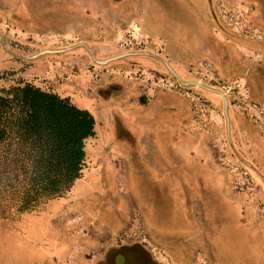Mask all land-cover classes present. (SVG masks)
<instances>
[{
    "label": "rangeland",
    "instance_id": "obj_1",
    "mask_svg": "<svg viewBox=\"0 0 264 264\" xmlns=\"http://www.w3.org/2000/svg\"><path fill=\"white\" fill-rule=\"evenodd\" d=\"M132 23L150 37L147 49L120 47ZM127 52L138 53L118 57ZM25 82L79 106L86 99L103 131L118 114L115 104L140 108L139 101L158 110L159 101L173 99L183 107V118L164 120L175 123L186 141L196 134L204 138L210 153L203 161L210 162L218 182L193 187L194 160L181 161V174L188 177L187 186L182 179V194L195 207L192 215L165 183L155 134L161 118L148 116L136 125L139 135L128 134L122 121L115 131L113 124V148L106 142L104 153L87 152L81 176L102 167L106 192L89 194L90 203L76 191V182L63 196L24 213L0 200V225L20 233L24 215L61 200L54 208L56 243H63L61 249L65 244L68 253L57 264H131L123 259L130 251L105 259L133 248L149 255L152 264H264V0H0V89ZM124 86L128 92L121 95ZM98 138L86 147L101 146ZM140 141L148 148L141 150ZM155 162L162 163L159 180ZM160 199L168 203V246L180 242L185 258L150 232L145 207L153 212ZM190 230L195 235L184 237ZM6 241L0 234V254ZM9 258L0 256V264H15Z\"/></svg>",
    "mask_w": 264,
    "mask_h": 264
},
{
    "label": "trees",
    "instance_id": "obj_2",
    "mask_svg": "<svg viewBox=\"0 0 264 264\" xmlns=\"http://www.w3.org/2000/svg\"><path fill=\"white\" fill-rule=\"evenodd\" d=\"M95 118L29 82L0 89V200L19 213L63 196L81 177Z\"/></svg>",
    "mask_w": 264,
    "mask_h": 264
},
{
    "label": "flooded vegetation",
    "instance_id": "obj_3",
    "mask_svg": "<svg viewBox=\"0 0 264 264\" xmlns=\"http://www.w3.org/2000/svg\"><path fill=\"white\" fill-rule=\"evenodd\" d=\"M262 8H263V6H262ZM150 43H151V41H150ZM119 91H120L121 95L128 92L127 88L125 86L120 88ZM63 98H69V97H63ZM81 102L83 105L89 104V102L86 99H82ZM135 104L140 106V108H132V106L129 107L128 104H127L128 106H126V105H124L123 102L115 104V106H116L115 108H116L118 114H115L114 116H112V119H111V121L114 124V131H115V129L120 127V123L123 121V123L126 126V127H124V130H126L125 128H127L129 130L127 132L128 134H131L133 132L134 134L139 135V132H138L136 127L138 125H141V123H144L148 116L158 115V117L161 118V120L158 122V123H160V127H158L159 129L157 131H155V134L157 136L159 135L158 136L159 142L157 143V146L160 147V154L162 153L164 155V157H162L164 160V163L165 162L167 163L166 172H168V174H167L168 182L171 183L172 189L174 190L176 196L177 197L182 196L180 198V200H181V203L183 204V208L187 209V206H188L189 209H191V211H194L192 213V215L193 214L195 215V207L194 206L191 207V201L189 199H185L183 197V194H182L181 184L184 183L187 186L188 180H186V179H188V177L186 176V178H184L183 175L181 174V172H183V171H182V169H180V163H181V161H185L187 163V162H190L191 159H193L194 160L193 166H195V162L197 163V162L203 161V157H205L208 153H210V148L207 146L206 143H204L205 142L204 138H201L198 134H196L195 137L197 138L199 136L200 142L203 141V143H204L203 148L205 150L206 149L209 150V152L207 154H203L201 156H199V155L196 156L195 155V139L187 140V141L184 140L185 135L182 133L181 130H179V131L177 130L176 124L175 123H169V122L164 120V119H166L168 121L173 122L172 120H175L174 117L179 118V120L183 118V115L185 112L183 107L181 106V104L174 102L173 99L169 102L167 99H163V100L159 101V108H158L159 111L157 109H154V107L152 108L153 105H151L150 107L149 106L146 107V105H148L147 103L144 104V103H141L139 101L138 102L136 101ZM76 106H78L79 108H82V109L89 110L87 107H83V106H79V105H76ZM137 110H138V112H137ZM129 111L130 112L136 111L137 114L136 115L131 114V117H130ZM139 111H142V112H139ZM162 112H163V116L159 115V113H162ZM93 116H94V114H93ZM94 118H95V133L93 136H90L85 140L86 155H87V152H89L92 155V157L98 156L99 153H104V152H102V150L104 149L103 144L106 142H108V143L110 142V144L113 148V146L115 144L114 141H112V139L114 138L113 134L116 135L115 132H112L113 131V124L112 123H110V130L108 128L107 130L103 131V127L101 125H99L97 118L95 116H94ZM119 118H122V119H119ZM139 118H142V120L139 121L138 120ZM177 122L178 121H176V123ZM179 124L182 125L183 122H180ZM139 129H141V127H139ZM160 134L167 136V137L166 138L161 137ZM96 136H99L98 139H99V143H101V146L94 148L93 150H92V147L87 148L86 147L87 141L93 139ZM135 141H137V140H135ZM196 144H199V142H196ZM145 147L146 146L143 145V143L141 142V144L139 145V148L142 150ZM166 151H167V153H166ZM110 154H113V153H110ZM109 158L110 157L108 156V159ZM178 162H179V165H176L175 163H178ZM203 162H208V161H203ZM207 165L208 166L211 165L210 162H208ZM122 167H123V164H122ZM83 170H84V167H83ZM83 170H82V173H83ZM107 170H109V169H107ZM113 170H115V168ZM104 171H103L102 167L97 168V169L94 168L90 172L88 171L85 179L82 180V178L80 177L75 181V183L77 182L76 184L80 183V184H78L77 189L83 183H86L87 186H89L91 184L92 187L89 186L88 192H84V193L82 192L84 195H86L85 197H87V198L85 200L87 202H90L89 198L91 195L89 196V194H91V193L93 194V192H95L97 190L99 191L100 189L104 190V192L107 191L105 189V186L107 185L108 181H106V178H105L106 173ZM110 173H111V169L108 171L107 176H109ZM207 173H208V171L206 170V175H207ZM195 174H197L196 171H195ZM92 175L95 177L94 183L93 182L91 183V176ZM81 176H82V174H81ZM182 179H183V183H182ZM189 179H192V178L190 177ZM100 181H102V182L104 181V183H102V185H101ZM75 183H74V185H75ZM191 184L193 185V187L202 186V185L193 183L192 181H191ZM203 186H209V185L206 184ZM160 187H164V184L161 185ZM166 191L167 190H165L164 188L161 189V192H162L161 194H163L164 197H165ZM94 197H95V195H94ZM99 198H100V195H99ZM163 201H164V199H163ZM59 202H61V200H59ZM54 203H57V202H54ZM165 203H166V206H168V203L167 202H165ZM53 208H55V207H53ZM145 208H146L147 214L149 215L150 209H148L147 207H145ZM114 210L115 209L113 208L111 211H114ZM106 212H108V211H106ZM185 214L187 215L188 218L190 217V211L186 210ZM189 220H190V218H189ZM190 226L195 227L194 223H191ZM125 251H130L129 254L123 255V259L126 262H129L131 264H152V262H151L152 259L149 255H146L145 253L143 254V251H141L139 249H135V248L123 250L122 252H118V253H114V252L108 253V255L106 257V262L108 263L111 260H115V257L121 256L122 253Z\"/></svg>",
    "mask_w": 264,
    "mask_h": 264
},
{
    "label": "crops",
    "instance_id": "obj_4",
    "mask_svg": "<svg viewBox=\"0 0 264 264\" xmlns=\"http://www.w3.org/2000/svg\"><path fill=\"white\" fill-rule=\"evenodd\" d=\"M189 7L194 8V5H191ZM221 50L224 52L228 51V46L227 45L224 46ZM83 107H86V105ZM137 112L136 111L130 112L129 113L130 117H131V114L136 115ZM139 112H142V111H139ZM138 120L141 121L142 118H139ZM160 136L165 137V138L167 137L161 134ZM196 142H199V144H196ZM204 143L203 141L200 142L199 136L197 138L195 137V155L196 156L197 155L201 156L209 152L208 149L205 150L203 148ZM147 148L148 147L146 146L145 149ZM159 164H162V163L155 162V166L153 167L156 170L155 173H156L157 180L162 179V175H163V171L161 170L162 168H160L161 172H158L157 165ZM207 164L208 162H203V161H200L197 163L195 162V166H192L190 169L194 174L196 171L197 174H195V177L192 176L193 179H189V180L199 185H206V184L210 185V184L217 183L218 179H214L217 177L214 175L211 165L208 166ZM166 168H167V163L165 162V165H164L165 183H168ZM206 170L208 171L207 175H206ZM150 179L152 180L150 183L152 182L156 183L157 181V180H153V177H150ZM92 182L93 183L95 182V177L93 175L91 176V183ZM157 182L160 183L161 185L165 184L163 183L162 180L157 181ZM89 186H91V184ZM89 186H87L86 183H83L78 187L77 192L79 193L88 192ZM55 202L57 203H54V202L50 203L49 209L41 211L40 213L24 215L23 218L19 221V225L23 229L22 232L20 233L13 232L8 223L1 224L0 234L2 237L6 236L7 241L3 244L4 247H2V252L0 256L7 258V257H10L11 255V258L9 259L11 260V262H15V264H57L61 256H63V259L65 261L66 255L68 253V249L66 248L65 244L63 248L61 249V246L63 243L58 244L57 246V243H56L57 242L56 241L57 240L56 238L57 225H56V220H55V217H56L55 210L53 208V207H57L58 205H60L61 202H59V200ZM225 204H226V201L223 202V205ZM166 207H167L166 203L163 200L161 201L160 199V202L157 203L156 209L153 212L150 210V213L147 217L148 227L150 228L151 234L154 236V238L160 241L161 245L171 250H174L176 248V255H179L182 258H185L187 257V252H186L185 247L182 246L180 242L175 246V248H170V246H168V243L170 242L169 239L171 238L170 236L165 234L166 229L164 228V227H167V224H165L164 222L166 221V219H168ZM225 212H226V209L222 211L223 215L225 214ZM99 215H101V211L99 212ZM190 233L192 235L190 236L183 235V236L193 237L195 235V230H190ZM228 242L230 245L229 247L231 248L232 240L230 237L227 240V243ZM234 246H237V245L235 244ZM12 251L16 253V254L14 253L17 257L16 261H14Z\"/></svg>",
    "mask_w": 264,
    "mask_h": 264
},
{
    "label": "built area",
    "instance_id": "obj_5",
    "mask_svg": "<svg viewBox=\"0 0 264 264\" xmlns=\"http://www.w3.org/2000/svg\"><path fill=\"white\" fill-rule=\"evenodd\" d=\"M119 45L127 50H145L150 45V37L138 23H132L119 39ZM207 74H202L205 78Z\"/></svg>",
    "mask_w": 264,
    "mask_h": 264
},
{
    "label": "water",
    "instance_id": "obj_6",
    "mask_svg": "<svg viewBox=\"0 0 264 264\" xmlns=\"http://www.w3.org/2000/svg\"><path fill=\"white\" fill-rule=\"evenodd\" d=\"M138 52H127V53H125V54H122V55H120V56H118V57H122V56H124V55H132V54H137ZM118 57H115V58H118ZM195 85H198V86H204V85H202L201 83H199V82H195ZM205 87V86H204ZM223 96H224V98H225V102H226V108H227V100H226V97H225V95L223 94ZM226 116H227V119H229V117H228V114H227V110H226Z\"/></svg>",
    "mask_w": 264,
    "mask_h": 264
}]
</instances>
